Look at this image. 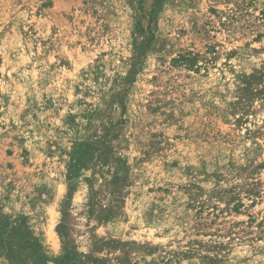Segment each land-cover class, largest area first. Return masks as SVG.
Masks as SVG:
<instances>
[{
  "label": "rangeland",
  "instance_id": "rangeland-1",
  "mask_svg": "<svg viewBox=\"0 0 264 264\" xmlns=\"http://www.w3.org/2000/svg\"><path fill=\"white\" fill-rule=\"evenodd\" d=\"M0 264H264V0H0Z\"/></svg>",
  "mask_w": 264,
  "mask_h": 264
}]
</instances>
